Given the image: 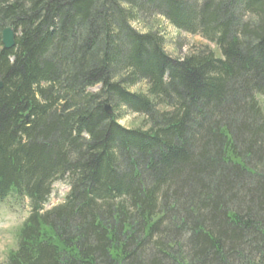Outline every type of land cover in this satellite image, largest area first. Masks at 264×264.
<instances>
[{
  "label": "trees",
  "instance_id": "1",
  "mask_svg": "<svg viewBox=\"0 0 264 264\" xmlns=\"http://www.w3.org/2000/svg\"><path fill=\"white\" fill-rule=\"evenodd\" d=\"M190 1L0 0L2 264H264V0ZM158 18L215 50L170 57Z\"/></svg>",
  "mask_w": 264,
  "mask_h": 264
},
{
  "label": "rangeland",
  "instance_id": "2",
  "mask_svg": "<svg viewBox=\"0 0 264 264\" xmlns=\"http://www.w3.org/2000/svg\"><path fill=\"white\" fill-rule=\"evenodd\" d=\"M187 1L188 3L191 2L190 0ZM238 11L239 9L237 7L234 8L233 14H237ZM147 24L151 26L150 28H153L152 30L162 35L165 42V52L172 58L181 59L190 52L201 50L205 46L211 51L215 50L214 46L209 45L200 37L179 32L161 18H158L157 21L150 20ZM147 24L132 23V28L138 32L147 31L149 28ZM144 88V85H139L134 90H136V92H145ZM256 100L259 101L264 111V97L256 96ZM142 121L143 119L140 116L129 112L123 115L119 123L124 128L131 129L140 127ZM68 190V186L63 182L56 183L53 186L52 195L45 209H49L61 203ZM28 211L29 208L26 201L15 202L13 199L8 198L0 205V264L4 263L8 252L15 249L19 228L26 219Z\"/></svg>",
  "mask_w": 264,
  "mask_h": 264
},
{
  "label": "water",
  "instance_id": "3",
  "mask_svg": "<svg viewBox=\"0 0 264 264\" xmlns=\"http://www.w3.org/2000/svg\"><path fill=\"white\" fill-rule=\"evenodd\" d=\"M14 37L15 35L11 28H6L3 30L1 35V43L3 49L9 50L14 46ZM105 111L108 113L111 112L110 108L107 105L105 106Z\"/></svg>",
  "mask_w": 264,
  "mask_h": 264
},
{
  "label": "bare ground",
  "instance_id": "4",
  "mask_svg": "<svg viewBox=\"0 0 264 264\" xmlns=\"http://www.w3.org/2000/svg\"><path fill=\"white\" fill-rule=\"evenodd\" d=\"M47 209V208H46Z\"/></svg>",
  "mask_w": 264,
  "mask_h": 264
}]
</instances>
